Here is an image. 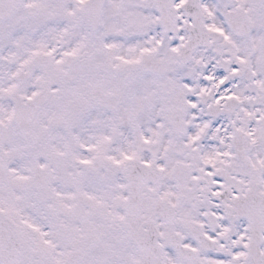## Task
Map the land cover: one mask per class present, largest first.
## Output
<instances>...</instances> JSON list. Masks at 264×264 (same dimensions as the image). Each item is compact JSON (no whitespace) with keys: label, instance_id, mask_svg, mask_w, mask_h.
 Instances as JSON below:
<instances>
[{"label":"snow or ice","instance_id":"snow-or-ice-1","mask_svg":"<svg viewBox=\"0 0 264 264\" xmlns=\"http://www.w3.org/2000/svg\"><path fill=\"white\" fill-rule=\"evenodd\" d=\"M0 264H264V0H0Z\"/></svg>","mask_w":264,"mask_h":264}]
</instances>
